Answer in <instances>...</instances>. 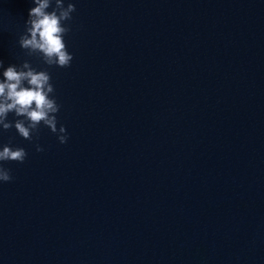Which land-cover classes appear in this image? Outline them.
<instances>
[{
    "label": "water",
    "instance_id": "1",
    "mask_svg": "<svg viewBox=\"0 0 264 264\" xmlns=\"http://www.w3.org/2000/svg\"><path fill=\"white\" fill-rule=\"evenodd\" d=\"M71 2L74 59L48 68L68 142L0 131L28 153L0 264H264V0ZM33 7L0 0V78L47 68L19 45Z\"/></svg>",
    "mask_w": 264,
    "mask_h": 264
},
{
    "label": "clouds",
    "instance_id": "2",
    "mask_svg": "<svg viewBox=\"0 0 264 264\" xmlns=\"http://www.w3.org/2000/svg\"><path fill=\"white\" fill-rule=\"evenodd\" d=\"M35 7L29 11L26 31L19 39L20 47L29 56H37L47 65L38 70L28 61L20 65H10L0 78V131L9 132L15 128L23 139L33 141L39 138L41 125L50 129L61 144L68 142L67 129L58 128L57 115L61 105L55 99V88L48 68L71 67L74 56L69 53L65 36L71 32L70 21L76 11L75 4L69 0H33ZM54 5V7H53ZM51 9V11H49ZM0 61V68H3ZM14 114L15 119L9 120ZM37 152L44 148L36 145ZM28 153L23 147L13 146L10 140L0 150V182H11V169L6 162L23 164Z\"/></svg>",
    "mask_w": 264,
    "mask_h": 264
}]
</instances>
